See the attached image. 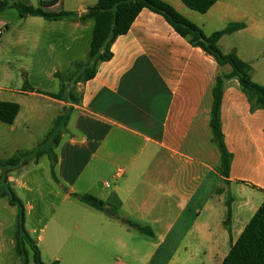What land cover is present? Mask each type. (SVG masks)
I'll list each match as a JSON object with an SVG mask.
<instances>
[{"label": "crops", "instance_id": "1", "mask_svg": "<svg viewBox=\"0 0 264 264\" xmlns=\"http://www.w3.org/2000/svg\"><path fill=\"white\" fill-rule=\"evenodd\" d=\"M17 1L73 17L47 22L20 18L12 8L3 10L0 75L4 79L11 69L17 70L23 86L31 72L40 74L45 61L50 65L47 79L54 81L56 75L88 61L94 20L81 18L97 0H38V6L33 0ZM161 1L205 36L231 23L244 24L242 30L223 36L218 47L223 54L235 52L250 66L252 81L264 87V0H219L205 14L186 8L182 0ZM10 11L19 19L14 30L9 27L14 17ZM110 52L111 58L98 65L94 78L80 84L78 105L44 96L56 94L60 82L56 92L30 84L34 92L3 89L7 92L0 102L19 105L11 129L21 112L18 97L50 104L55 109L51 126L67 109L68 121L53 147L57 179L52 180L53 192L70 200L75 194L72 186L87 168H101L108 174L122 170L108 192L105 185L101 189L92 185L79 195L90 194L109 203L117 208L118 219L149 228L153 235L132 231L77 200L85 207H80V222L72 227L76 242L65 249L66 258L61 256L65 242L54 241V249L46 245L47 264H65L66 259L70 264H105L109 256V264H221L264 202V110H251L234 78L224 82L220 124L232 159L228 177L223 178L217 171L220 159L208 123L215 79L230 74L231 68L218 66L210 55L176 34L162 16L143 9L128 32L115 39ZM10 152L23 153L15 147ZM30 161L29 166L36 168L41 158ZM28 168H23L22 176H27ZM15 169L7 178L11 189L30 192L24 178L15 176ZM228 195L229 231L224 226ZM34 232L27 230L30 237ZM32 239L43 258L42 236ZM8 243L15 251L13 236ZM114 252L118 255L113 256Z\"/></svg>", "mask_w": 264, "mask_h": 264}, {"label": "trees", "instance_id": "2", "mask_svg": "<svg viewBox=\"0 0 264 264\" xmlns=\"http://www.w3.org/2000/svg\"><path fill=\"white\" fill-rule=\"evenodd\" d=\"M218 1L182 0L181 2L191 11L205 14ZM6 8L15 9L20 18L24 19L38 17L47 20V22H56L73 17L68 12L49 13L41 8L26 6L17 0H11L10 3L0 0V13ZM142 9L162 16L176 34L186 39L190 46L200 48L203 52L210 55L218 66L227 65L231 68L230 74L224 76L218 75L215 79L212 88L210 121L208 123L211 132V143L220 159V166L217 169L218 174L223 178H227L232 158L225 148L226 145L220 124V105L224 82L234 78L238 82L243 94L247 97L251 110H264V87L258 86V84L252 81L250 66L242 62L235 52L223 54L218 47V42L223 36L242 30L245 28L244 24L231 23L224 29L205 36L199 28L191 24L190 21L161 0H97V4L88 8L86 14L81 18V20H94L88 61L73 65L70 72L56 75L60 81V90L56 94H42L57 101H67L68 103L78 105L80 103L79 98L75 99L70 92L65 93L67 91L66 83L73 82L76 85L93 79L98 65L111 58L110 46L117 37L123 36L128 32L131 23L134 22ZM21 90L25 93L34 92L26 79H24ZM19 111V105L16 103L0 102V123L11 125ZM68 115L67 109H65V112L54 120L52 129L48 135L33 151L16 153L8 159L0 160V200L6 197L9 205L16 209L14 243L16 257L19 259L20 264L28 263L29 252L31 253L30 257L33 264L44 263L41 261V253L36 242L29 236L25 228V207L14 191L5 186L7 185V181L4 174L9 173L12 169L27 165L30 160L36 163L40 157L48 155L50 159V175L52 180L57 182L54 174L56 156L51 149H46L45 145L51 136H54L51 142L49 141L52 147L49 145L48 147L53 148L57 145L61 134L60 130L66 125ZM221 191V189H218V192ZM71 197L91 209L106 214L109 218L118 219L116 217L117 208L107 202L87 194H72ZM226 206L227 217L224 221V226L229 231L230 218L232 217L231 198L229 195ZM118 220L132 231L146 236L153 235L149 228L141 227L129 220ZM50 264H58V262L54 261ZM221 264H264V202H262L254 217L247 223L237 241L230 246L229 252Z\"/></svg>", "mask_w": 264, "mask_h": 264}, {"label": "rangeland", "instance_id": "3", "mask_svg": "<svg viewBox=\"0 0 264 264\" xmlns=\"http://www.w3.org/2000/svg\"><path fill=\"white\" fill-rule=\"evenodd\" d=\"M38 0H33L35 6H38ZM13 19L9 21V27L11 30H14L17 27V22L19 19L15 17V12L10 11ZM10 52V51H9ZM14 53L11 51V54ZM44 69L41 70L40 74L31 72L27 82L35 88L44 89V91H57L59 88V79L55 77L54 81L47 79L46 73L49 72L50 65L43 62ZM60 75V74H59ZM81 83L74 84L66 83L67 91L65 93H72L75 99L80 97ZM16 89L22 88V80L19 76L17 70H10V76L8 79H4L0 75V97L4 94L6 95L7 91L3 89ZM2 98H0L1 100ZM21 112L17 117V121L14 124V129H11L9 125L0 123V160H5L12 157L15 152H10L12 148H16L19 152L28 151L39 144V142L44 140L47 136V132L52 128L51 121L52 115L55 112V109L48 103L44 102L39 98L18 97ZM68 103V102H67ZM51 126V127H50ZM50 127V128H49ZM54 136L48 138V143L45 145L46 149L51 145V139ZM50 141V142H49ZM1 143H5L4 148H1ZM54 153V152H53ZM41 158L38 166L36 168L30 167L29 163L27 166H22L19 169H15V176L18 180L24 178L25 184L31 188L30 192H23L21 190H15V194L18 199L26 206L25 213V227L27 230H35L32 238H36V235H41L43 242L41 243V248L43 250L44 256L42 262L45 264L48 262V255L46 254V245L50 248L54 246V241L61 240L66 243V247L61 251V256L66 258L65 249L67 247H72L76 242L75 234L76 232L72 227L80 222V217L83 214L80 207H85L80 204L77 200L70 199L64 200L62 193L56 194L53 192V186L55 185L52 181L50 175V159L48 155H44ZM31 162V161H30ZM32 164V163H31ZM30 170V172L25 176H22L24 169ZM24 168V169H23ZM114 174L115 169H112ZM55 174V172H54ZM108 174V170L101 168H95L94 171L87 168V170L80 176L78 181L72 186L73 193L79 195L82 194L92 185L95 189H101L103 185L108 184L109 188L104 189V192H108L110 189L114 188L115 179ZM5 178L7 181L8 188H11L8 184V176L13 174L5 173ZM22 176V177H21ZM90 195V194H89ZM87 209V208H86ZM89 210V209H87ZM16 209L11 207L8 203L7 198L0 200V264H20L19 259L15 256V251L10 247L8 241L10 238L14 239L15 231V218ZM43 230L40 234V230ZM54 249V248H52ZM49 250V249H48ZM53 254L52 251L49 252ZM31 253L28 255V263L33 264ZM116 252L113 253V256H117ZM120 257L122 255H119ZM122 258V257H121ZM112 260V257L109 256L104 263L109 264L108 262ZM112 262V261H111ZM65 264H70L66 262Z\"/></svg>", "mask_w": 264, "mask_h": 264}, {"label": "built area", "instance_id": "4", "mask_svg": "<svg viewBox=\"0 0 264 264\" xmlns=\"http://www.w3.org/2000/svg\"><path fill=\"white\" fill-rule=\"evenodd\" d=\"M122 173H123L122 170H119V169L116 170V172L114 174V179L117 180V179L121 178ZM105 186L108 187V184H105Z\"/></svg>", "mask_w": 264, "mask_h": 264}]
</instances>
